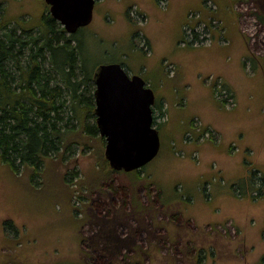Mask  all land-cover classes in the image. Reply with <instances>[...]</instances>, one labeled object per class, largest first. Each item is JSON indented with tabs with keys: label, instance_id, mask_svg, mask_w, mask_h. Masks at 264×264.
Returning a JSON list of instances; mask_svg holds the SVG:
<instances>
[{
	"label": "rangeland",
	"instance_id": "374dc122",
	"mask_svg": "<svg viewBox=\"0 0 264 264\" xmlns=\"http://www.w3.org/2000/svg\"><path fill=\"white\" fill-rule=\"evenodd\" d=\"M45 2L0 0L29 27L49 13ZM74 34L88 72L120 63L130 76L159 77L160 151L140 170L109 174L98 129L33 180L0 161V264H264V156L224 155L232 135L264 145V0H97ZM209 92L223 109L239 105L238 115L223 116ZM175 104L193 124L184 142L199 152L169 143ZM218 166L233 180L253 175L248 209L211 199ZM230 211L244 222L226 219Z\"/></svg>",
	"mask_w": 264,
	"mask_h": 264
},
{
	"label": "trees",
	"instance_id": "16d2710c",
	"mask_svg": "<svg viewBox=\"0 0 264 264\" xmlns=\"http://www.w3.org/2000/svg\"><path fill=\"white\" fill-rule=\"evenodd\" d=\"M19 20L0 4V161L33 180L48 158L65 157L85 133L96 134L97 68L87 71L75 34L50 12L37 27Z\"/></svg>",
	"mask_w": 264,
	"mask_h": 264
},
{
	"label": "water",
	"instance_id": "95a60500",
	"mask_svg": "<svg viewBox=\"0 0 264 264\" xmlns=\"http://www.w3.org/2000/svg\"><path fill=\"white\" fill-rule=\"evenodd\" d=\"M69 34L87 26L96 0H45ZM96 122L105 138V157L116 171L140 170L161 147L154 124L156 97L141 75L130 76L120 63L100 65L94 76Z\"/></svg>",
	"mask_w": 264,
	"mask_h": 264
},
{
	"label": "crops",
	"instance_id": "0c3cea01",
	"mask_svg": "<svg viewBox=\"0 0 264 264\" xmlns=\"http://www.w3.org/2000/svg\"><path fill=\"white\" fill-rule=\"evenodd\" d=\"M138 74H141V72ZM144 78L147 81V83L150 85L151 88H153V84L156 83L159 79V77H158L157 80L155 81L153 76H148V75H146ZM225 87L228 89V87L226 85H225ZM153 91H155V90H153ZM209 93H210V97L213 99L211 92H209ZM155 97H156V95H155ZM176 98L178 99V97H175V99ZM214 101H215L216 107L221 112H223V116L229 117V120L233 117V115L234 116L238 115L239 105L234 110H226V109H223L221 107V105H219V103L217 104L216 100H214ZM173 105H171V108L173 107L176 111L173 113L172 120H173V123L176 125V127L179 128V133L177 135L171 137L169 140V143H171L172 146L175 145V147L188 150L191 153L193 151L199 152V150H198L199 146H195L194 144H192V145L186 144L184 142V137L186 136V132L188 133L190 130H192L193 124L191 122L189 123L190 120L185 118L184 115L181 114V117H180L178 115V111H180V108L176 107L177 104H175V106H173ZM161 106H162V109H164V104H162ZM247 107H250V105H247ZM158 109H159V107H158ZM158 109H156V110H158ZM181 120L183 121V123H181ZM160 124H158V129L161 133L162 128H161ZM204 124H205V126H204L205 128H206V126L210 127L211 129L216 127L210 121H206V122H204ZM216 131L219 132L218 129H216ZM241 131H242V129L239 127L238 132H241ZM237 133H235V134H237ZM222 135L223 134L220 131L221 139H222ZM242 135L246 136V139H247V133H243ZM223 142H224V140L222 139V141H220L219 143H216L215 145L220 146ZM224 144H225L224 145V155L226 157H228V159H230L233 155V156H237L240 159L243 157L245 159V162L246 163L248 162L247 164H249L250 161H251L250 163L256 164V162H258L259 160H262V158L264 156V145H263V143H261L259 141H253L252 139L242 140L237 135H232L230 138H228V140H226V142ZM233 146H235V147H233ZM250 151H253L255 154H257V156L253 157L254 154L253 155L250 154ZM189 158L192 160L194 159L192 155L189 156ZM203 165L207 166V162H204ZM211 170L214 171L213 180L210 177L209 178L205 177V179L202 181V183H200V184H202V187H204L205 183L210 182L212 180L211 183H209V187H210L209 189H211V199H213L218 194L221 196H227L228 195L231 198H233L234 200H231L229 198H223L222 202H221L222 205L223 204H229V205L237 204V205H240L241 207H244L245 209H248L250 206L249 200H251V197L253 198V193L257 190L256 189L257 187H255L256 181L254 180L253 175L250 174L246 169L245 173H243L240 177L233 180L229 177V172L224 167L218 166L217 169H213L211 167L210 171ZM207 173H208V171L203 172L204 175H206ZM211 174L212 173L210 172L209 175H211ZM214 179H218V180L215 181ZM221 181H224L225 183H222ZM200 184H198V185H200ZM196 189H198V187H196ZM210 202L211 201H209L208 203H210ZM230 212L231 213L227 217H225L226 219L235 220V218L238 217L240 224L244 222V219H242V215H244V214L237 215L238 213H234L232 211H230Z\"/></svg>",
	"mask_w": 264,
	"mask_h": 264
},
{
	"label": "flooded vegetation",
	"instance_id": "af4514ba",
	"mask_svg": "<svg viewBox=\"0 0 264 264\" xmlns=\"http://www.w3.org/2000/svg\"><path fill=\"white\" fill-rule=\"evenodd\" d=\"M157 121H158V115H157L156 103H155V106H154V123H155V127L158 129V122Z\"/></svg>",
	"mask_w": 264,
	"mask_h": 264
},
{
	"label": "bare ground",
	"instance_id": "6f19581e",
	"mask_svg": "<svg viewBox=\"0 0 264 264\" xmlns=\"http://www.w3.org/2000/svg\"><path fill=\"white\" fill-rule=\"evenodd\" d=\"M167 3V2H166ZM145 49V48H144ZM148 53V52H147ZM156 119V118H155ZM158 122V121H157ZM160 122H163V121H160ZM155 124V123H154ZM191 141V140H190Z\"/></svg>",
	"mask_w": 264,
	"mask_h": 264
},
{
	"label": "built area",
	"instance_id": "2783aa9c",
	"mask_svg": "<svg viewBox=\"0 0 264 264\" xmlns=\"http://www.w3.org/2000/svg\"><path fill=\"white\" fill-rule=\"evenodd\" d=\"M261 177V176H260Z\"/></svg>",
	"mask_w": 264,
	"mask_h": 264
}]
</instances>
